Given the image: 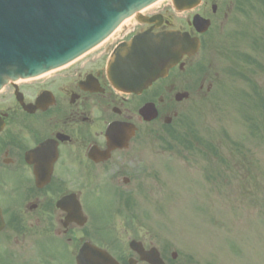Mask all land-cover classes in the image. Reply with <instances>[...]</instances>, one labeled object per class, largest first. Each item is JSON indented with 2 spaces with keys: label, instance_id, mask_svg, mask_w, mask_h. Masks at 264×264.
Masks as SVG:
<instances>
[{
  "label": "flooded vegetation",
  "instance_id": "af4514ba",
  "mask_svg": "<svg viewBox=\"0 0 264 264\" xmlns=\"http://www.w3.org/2000/svg\"><path fill=\"white\" fill-rule=\"evenodd\" d=\"M170 10L150 9L145 16L154 17L151 23L123 28L44 80L5 88L0 96V264H78L87 244L103 255V262L92 264H153L141 251H157L165 264H174L162 223L156 215L146 221L137 210L157 204L163 186L164 151L147 148L180 128L185 106L201 103L240 68L241 55L225 37L250 20L254 35L264 41V0H199L178 24ZM196 14L210 21L207 31L193 25ZM171 28L197 38L198 51L138 94L114 88L107 72L113 50L133 35ZM179 93L187 95L179 100ZM147 104L157 112L152 120L140 113Z\"/></svg>",
  "mask_w": 264,
  "mask_h": 264
},
{
  "label": "rangeland",
  "instance_id": "374dc122",
  "mask_svg": "<svg viewBox=\"0 0 264 264\" xmlns=\"http://www.w3.org/2000/svg\"><path fill=\"white\" fill-rule=\"evenodd\" d=\"M169 14L176 24L186 17ZM253 22L248 31H255ZM239 42L241 51L255 54L250 38ZM257 57L264 63V52ZM253 77L264 87V76ZM215 91L183 108V133L194 147L187 148V138L164 152L160 200L137 210L146 221L156 215L162 222L176 264H264V106L255 108L253 86L243 79H223Z\"/></svg>",
  "mask_w": 264,
  "mask_h": 264
},
{
  "label": "water",
  "instance_id": "95a60500",
  "mask_svg": "<svg viewBox=\"0 0 264 264\" xmlns=\"http://www.w3.org/2000/svg\"><path fill=\"white\" fill-rule=\"evenodd\" d=\"M0 0V89L9 80L25 78L59 67L108 36L125 18L156 0ZM183 0H174L178 8ZM79 13L66 19L62 9ZM81 12V14H80ZM51 25H43L49 21ZM34 37H33V35ZM152 41L136 40L143 57L135 70L138 80H115L120 88L147 86L194 45L176 32H164ZM132 71V72H133ZM121 78V77H120ZM149 109H144V114Z\"/></svg>",
  "mask_w": 264,
  "mask_h": 264
},
{
  "label": "bare ground",
  "instance_id": "6f19581e",
  "mask_svg": "<svg viewBox=\"0 0 264 264\" xmlns=\"http://www.w3.org/2000/svg\"><path fill=\"white\" fill-rule=\"evenodd\" d=\"M165 1H166V0H159L157 3H155V4L152 5V6L160 5V4H162L163 2H165ZM59 70H60V69H59ZM56 71H58V70H56ZM56 71H52V72H50L49 74L43 75V76H41V77H39V78H43V77H45V76H49V75L53 74V73L56 72ZM39 78H36V79H39Z\"/></svg>",
  "mask_w": 264,
  "mask_h": 264
}]
</instances>
